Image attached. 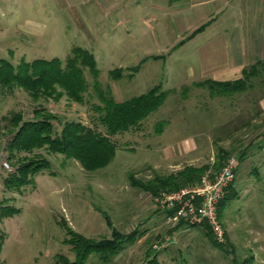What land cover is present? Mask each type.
<instances>
[{"label":"rangeland","instance_id":"1","mask_svg":"<svg viewBox=\"0 0 264 264\" xmlns=\"http://www.w3.org/2000/svg\"><path fill=\"white\" fill-rule=\"evenodd\" d=\"M96 4L105 2L0 0V59L13 65L21 59L64 60L72 47L80 46L94 55L97 81L115 101L156 84L165 99L139 128L112 137L116 149L109 163L86 171L77 159L52 153L45 146L9 152L5 145L19 117L31 118L34 109L42 114L40 109L45 108L55 116L52 122L57 131L66 120L103 130L92 106L99 101L88 71L84 70L88 88L82 102L65 93L34 100L17 85L0 84V210L4 206L17 209L10 216L0 215V264H60L58 255L72 260L66 229L98 241L137 226L143 232L139 239L109 262H100L91 253L85 264H145L154 254L162 264H232V257L240 261L250 255L252 264H264V70L246 91L214 94L208 87L197 86L198 78L186 79L183 71L167 73L161 61L132 56L122 29L114 25L122 17L94 12ZM137 65L139 71L130 79L132 70L127 68ZM118 67L123 68L121 77L113 79L109 71ZM185 140L195 144L187 154L181 148ZM34 157L47 159L50 168L19 189L5 188L3 178L14 166ZM231 159L236 169L232 196L220 209L226 232V241L220 244L225 252L208 242L202 228L191 226L176 242L154 248L164 235L173 234L178 223L167 212V217L163 215L154 198L173 190L158 189L152 196L134 183H153L154 177H166L188 165L211 166L219 161L222 166ZM155 212L162 217L159 223Z\"/></svg>","mask_w":264,"mask_h":264},{"label":"trees","instance_id":"2","mask_svg":"<svg viewBox=\"0 0 264 264\" xmlns=\"http://www.w3.org/2000/svg\"><path fill=\"white\" fill-rule=\"evenodd\" d=\"M130 69L132 73L129 75H132L137 71L138 65ZM84 70H87L94 80L92 88L99 104L92 106L98 113V124L102 126L103 130L85 125L80 121L66 120L62 122L59 131H57L52 122L55 116L47 113L45 108L40 109L42 114H38V109H34L31 118L22 119L19 117L18 125L16 124V129L5 145L9 152H29L45 146L52 153H60L77 159L86 171H94L111 161L116 149L112 137L118 133L139 128L148 114L165 99V93L161 91L160 84H156L144 93L121 102L115 101L111 91L108 88L103 89L97 81L98 69L94 55L80 46L72 47L70 54L64 60L57 57L48 60L36 58L32 61L21 59L18 64L13 65L8 60L0 59V84L17 85L26 90L34 100L41 96L45 99L59 98L65 93L72 100L82 102L83 95L88 88ZM262 70H264V61L259 60L244 69L242 77L236 80L204 79L195 84L208 87L214 94L243 92L252 86V79L257 78ZM116 71H118V75H115ZM121 71L122 68L112 69L109 71L110 76L113 79L120 78ZM35 157L17 163L14 169L3 178L4 187L9 190L19 189L32 182L35 174L50 168L47 159ZM221 164L218 161L211 166L188 165L166 177H154L153 183L137 184L135 182L134 184L155 196L158 189L177 190L185 185L194 184L205 171L212 170L214 172L219 169ZM231 191L232 187L218 204L219 218L221 207L232 196ZM2 208H4V211L0 210L2 216H10L17 212L14 207L4 206ZM139 228L140 226H137L129 233L114 231L111 239L98 241L66 229L68 237L65 238V242L70 245L74 258L70 260L64 255H58L57 260L60 264H85L88 256L95 253L100 262L107 263L112 256L117 255L126 246L132 245L139 239L143 233ZM201 228L207 236L208 242L213 247L225 252L226 249L215 241L209 228L204 225ZM2 237L0 235V247ZM155 257L154 254L153 257L147 259L145 264H162ZM252 259L253 256L250 255L240 261L232 257L231 261L232 264H252Z\"/></svg>","mask_w":264,"mask_h":264},{"label":"crops","instance_id":"3","mask_svg":"<svg viewBox=\"0 0 264 264\" xmlns=\"http://www.w3.org/2000/svg\"><path fill=\"white\" fill-rule=\"evenodd\" d=\"M102 1L105 5L96 4L94 12L122 17L114 25L122 29L131 55L161 61L167 73L183 71L190 81H232L264 61V0ZM193 146L185 140L181 148L187 154ZM154 215L159 223L162 217ZM173 228V242L190 230L182 223Z\"/></svg>","mask_w":264,"mask_h":264},{"label":"built area","instance_id":"4","mask_svg":"<svg viewBox=\"0 0 264 264\" xmlns=\"http://www.w3.org/2000/svg\"><path fill=\"white\" fill-rule=\"evenodd\" d=\"M8 168V164L3 162ZM233 160L225 162L218 170L205 171L200 179L173 191H162L155 198L158 209L167 212L173 221L185 226L204 225L215 241H226V232L218 215V204L225 198L235 179ZM173 241L172 235H164L153 245L160 249Z\"/></svg>","mask_w":264,"mask_h":264}]
</instances>
